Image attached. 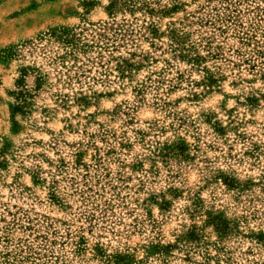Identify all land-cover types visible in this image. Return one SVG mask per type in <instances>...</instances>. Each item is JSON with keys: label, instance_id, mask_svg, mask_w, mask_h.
Here are the masks:
<instances>
[{"label": "rangeland", "instance_id": "374dc122", "mask_svg": "<svg viewBox=\"0 0 264 264\" xmlns=\"http://www.w3.org/2000/svg\"><path fill=\"white\" fill-rule=\"evenodd\" d=\"M0 264H264V0H0Z\"/></svg>", "mask_w": 264, "mask_h": 264}]
</instances>
